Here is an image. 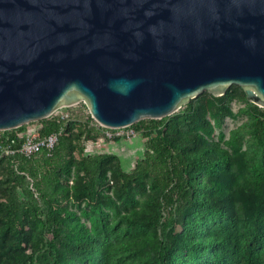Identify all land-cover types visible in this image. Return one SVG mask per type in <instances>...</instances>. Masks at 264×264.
Returning a JSON list of instances; mask_svg holds the SVG:
<instances>
[{
	"label": "water",
	"instance_id": "1",
	"mask_svg": "<svg viewBox=\"0 0 264 264\" xmlns=\"http://www.w3.org/2000/svg\"><path fill=\"white\" fill-rule=\"evenodd\" d=\"M231 85L264 109V0H0V132L80 101L124 128Z\"/></svg>",
	"mask_w": 264,
	"mask_h": 264
},
{
	"label": "rangeland",
	"instance_id": "2",
	"mask_svg": "<svg viewBox=\"0 0 264 264\" xmlns=\"http://www.w3.org/2000/svg\"><path fill=\"white\" fill-rule=\"evenodd\" d=\"M251 103L240 86L231 85L221 96L203 91L165 118L142 120L147 126L160 122L164 136L188 157L194 184L193 201L180 217L163 213L157 221L155 200L161 195L150 179L125 184L121 177L143 158L146 139L138 132L129 139H108L84 101L68 106L72 116L63 138L75 148L45 189L36 191L30 179L27 183L15 178L10 169H16L18 157L0 154V264H30L34 241L39 247L51 241L48 253L79 264L86 260L76 250L79 243L99 257L95 264H152L157 242L169 233L172 264H222L225 251L261 252L264 144L253 136ZM36 129L38 122L26 130ZM80 130H89L93 137H84ZM98 153L107 157L99 176L88 184L81 158ZM14 195L27 202L21 227H13L1 207ZM44 202L58 216V225L52 215L46 217ZM249 242L260 245L251 248Z\"/></svg>",
	"mask_w": 264,
	"mask_h": 264
},
{
	"label": "trees",
	"instance_id": "3",
	"mask_svg": "<svg viewBox=\"0 0 264 264\" xmlns=\"http://www.w3.org/2000/svg\"><path fill=\"white\" fill-rule=\"evenodd\" d=\"M249 113L252 117L253 136L261 144H264V109L259 108L251 103L249 106ZM39 124L38 130L42 134H48L54 131L58 124L48 118L37 121ZM142 138L146 139L145 150L143 158L135 164L129 173L121 172V177L124 183L137 180L142 177H148L151 185L156 187L161 195L160 199L155 200L156 212L153 220L157 221L162 217L163 213L169 214L171 217L179 218L181 211L187 207L192 201V190L194 184L190 180V164L188 157L179 148L173 144L163 134V126L159 121H153V124L147 126L143 121H139L131 125ZM65 130L67 126L65 125ZM27 125L19 128L0 132V145L4 144L6 138H14L15 146H18L24 135L27 133ZM84 137L92 138L89 130H80ZM64 133L60 136L57 144L50 155H47L44 150L39 153L26 158L18 154L5 155L9 158L18 157L16 160L18 164L16 169H10V173L21 182H27L30 179L36 191L45 189L47 182H53L58 170L64 166L67 161V156L71 150L75 148L70 139L63 138ZM114 138L113 141H117ZM1 154V152H0ZM107 157L104 153L85 155L81 158V171L88 184H92L99 176L101 171V164ZM45 199V196H44ZM3 213L7 214V221L13 227H21L25 223L27 213L24 207L27 202L18 200L14 195L10 203L1 204ZM46 208V217L52 215V220L55 225H58V216L47 209V205L43 203ZM54 233V231H53ZM171 234L160 239L157 242L155 257L152 264H172L170 260L171 255ZM21 240V236L18 237ZM50 242V243H49ZM43 242L39 247L38 242H32L34 251L28 257L30 264H79L68 261L67 258H62L60 255H52L48 253V248L51 246V241ZM259 242H249V246L254 248ZM76 250L83 252L86 255V260L83 264H95L98 256L91 252L86 243L76 244ZM224 256L220 258L222 264H264V248L261 252L231 255L228 251L224 252ZM50 257L52 260L50 261Z\"/></svg>",
	"mask_w": 264,
	"mask_h": 264
},
{
	"label": "built area",
	"instance_id": "4",
	"mask_svg": "<svg viewBox=\"0 0 264 264\" xmlns=\"http://www.w3.org/2000/svg\"><path fill=\"white\" fill-rule=\"evenodd\" d=\"M66 108H58L48 117V119L58 124L54 131L42 134L38 130H31L24 135L22 142L18 146H15L14 138H6L5 143L0 145V152L3 155L12 156L18 154L29 158L44 150L47 155H50L60 136L64 133L66 123L71 119L72 114ZM136 135L137 131L131 126L117 129L106 128L105 132V137L108 139H129Z\"/></svg>",
	"mask_w": 264,
	"mask_h": 264
}]
</instances>
